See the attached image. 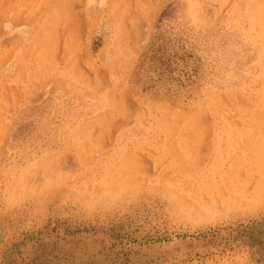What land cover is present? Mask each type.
Returning a JSON list of instances; mask_svg holds the SVG:
<instances>
[{
	"label": "rangeland",
	"instance_id": "374dc122",
	"mask_svg": "<svg viewBox=\"0 0 264 264\" xmlns=\"http://www.w3.org/2000/svg\"><path fill=\"white\" fill-rule=\"evenodd\" d=\"M252 223L264 0H0V264H264Z\"/></svg>",
	"mask_w": 264,
	"mask_h": 264
},
{
	"label": "trees",
	"instance_id": "16d2710c",
	"mask_svg": "<svg viewBox=\"0 0 264 264\" xmlns=\"http://www.w3.org/2000/svg\"><path fill=\"white\" fill-rule=\"evenodd\" d=\"M153 50L155 53H152L148 57L147 64L151 63L152 66H154L156 62L160 63V65L166 64V62L162 60L161 56H157V54L162 50L161 45L159 46L157 44V46H155ZM160 68L161 67H158V70H161ZM166 70L167 66H164L161 73L163 74V72H165ZM239 234L242 237L247 238L248 240H252L256 244H260V249H264V223H252L250 225L243 226L239 231Z\"/></svg>",
	"mask_w": 264,
	"mask_h": 264
}]
</instances>
